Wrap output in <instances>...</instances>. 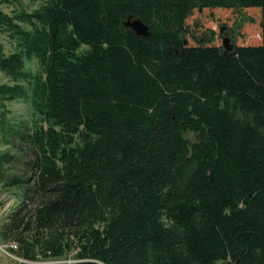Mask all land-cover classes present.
<instances>
[{
    "label": "trees",
    "instance_id": "trees-1",
    "mask_svg": "<svg viewBox=\"0 0 264 264\" xmlns=\"http://www.w3.org/2000/svg\"><path fill=\"white\" fill-rule=\"evenodd\" d=\"M204 10H259L260 43L227 53L211 30L189 45ZM0 30L18 48L0 46V70L21 85H0V100L28 98L35 116L17 133L36 159L33 179L9 183L25 189L3 229L11 252L264 264V0H44L0 13Z\"/></svg>",
    "mask_w": 264,
    "mask_h": 264
},
{
    "label": "rangeland",
    "instance_id": "rangeland-1",
    "mask_svg": "<svg viewBox=\"0 0 264 264\" xmlns=\"http://www.w3.org/2000/svg\"><path fill=\"white\" fill-rule=\"evenodd\" d=\"M43 2L44 0H0V13L15 19L22 12L31 14L37 11L43 6ZM259 19V10L194 11L187 20L189 34L186 36V42L194 45L196 39L202 38L205 33L212 30L216 33L213 44L219 46L223 45V32L236 45L259 44L261 35ZM23 28L29 29L28 26ZM209 37L210 34H207L206 38ZM0 46L5 56L18 52L16 40L2 30H0ZM24 71L32 75L39 74L41 69L38 61L36 59L24 61ZM23 84L27 86L26 83ZM0 85L21 86L1 70ZM34 121V111L28 98L5 103L0 100V264H24L13 258L21 257L11 252L10 246L13 243L5 238L3 229L8 216L21 203L25 194L24 188L10 187L9 183L14 178L22 180L34 178L31 164L36 158L17 136L19 131L33 130ZM33 264H77V261L71 254L59 260L39 259Z\"/></svg>",
    "mask_w": 264,
    "mask_h": 264
},
{
    "label": "water",
    "instance_id": "water-1",
    "mask_svg": "<svg viewBox=\"0 0 264 264\" xmlns=\"http://www.w3.org/2000/svg\"><path fill=\"white\" fill-rule=\"evenodd\" d=\"M125 26L131 29L138 37L148 39L151 36L148 26L140 20L129 18ZM222 46L225 52L232 53L235 50L236 44L229 37H224Z\"/></svg>",
    "mask_w": 264,
    "mask_h": 264
},
{
    "label": "built area",
    "instance_id": "built-area-1",
    "mask_svg": "<svg viewBox=\"0 0 264 264\" xmlns=\"http://www.w3.org/2000/svg\"><path fill=\"white\" fill-rule=\"evenodd\" d=\"M10 248L16 249V246H11ZM5 253H7V252H5ZM13 258H15L16 260H18L19 262L24 263V264H33V263L25 262V261L18 259L16 257H13Z\"/></svg>",
    "mask_w": 264,
    "mask_h": 264
},
{
    "label": "flooded vegetation",
    "instance_id": "flooded-vegetation-1",
    "mask_svg": "<svg viewBox=\"0 0 264 264\" xmlns=\"http://www.w3.org/2000/svg\"><path fill=\"white\" fill-rule=\"evenodd\" d=\"M222 36H223V37H228V35L225 34L224 32L222 33Z\"/></svg>",
    "mask_w": 264,
    "mask_h": 264
}]
</instances>
